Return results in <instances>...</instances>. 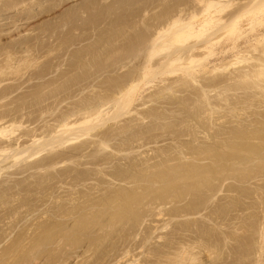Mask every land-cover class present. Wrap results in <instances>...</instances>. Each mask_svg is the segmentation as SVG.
I'll return each instance as SVG.
<instances>
[{
    "label": "rangeland",
    "instance_id": "1",
    "mask_svg": "<svg viewBox=\"0 0 264 264\" xmlns=\"http://www.w3.org/2000/svg\"><path fill=\"white\" fill-rule=\"evenodd\" d=\"M206 1L0 0V264H264V0Z\"/></svg>",
    "mask_w": 264,
    "mask_h": 264
},
{
    "label": "bare ground",
    "instance_id": "2",
    "mask_svg": "<svg viewBox=\"0 0 264 264\" xmlns=\"http://www.w3.org/2000/svg\"><path fill=\"white\" fill-rule=\"evenodd\" d=\"M257 1V0H256ZM261 1V0H260ZM259 1V2H260ZM201 2V1H200ZM205 2V1H204ZM224 1H221V3H223ZM253 2V1H252ZM220 3V0H207L206 1V3H204L205 4V8L203 9L204 11H202L203 12V15H202V13H201V18H202V20L201 21H199V24H198V27H201L202 29L203 28H205L204 29V31L208 28V26L209 25H212V24H218V23H220L223 19L221 18L220 19V17H218L217 15H219V14H221L222 13V11H224V9H225V7H222V6H225V4L223 5H220L221 4ZM204 4H203V6H204ZM249 4V3H248ZM251 4V3H250ZM255 4H258V3H255ZM5 5V4H4ZM3 5V6H4ZM14 5V4H13ZM232 5V4H231ZM253 5V4H252ZM10 6V5H9ZM15 6V5H14ZM254 6V5H253ZM251 6L252 8L250 9V8H246V10H242V8H240L239 9V13L238 12H236V11H234L235 13H236V15H237V17H236V15L234 14V17H236V18H233L232 19V17H230L232 20H230V22H228V24L227 25H225V26H222V25H224V24H222V22L220 23L221 24V26H222V28H223V30H224V33H225V35H224V33H223V35L224 36H229L230 37V39L232 40V38H231V36H234V38H235V40H234V42H233V44H231V45H229L228 47H229V50H234L235 49V46H237L236 48H238L239 47V45L237 44V45H234L235 44V42L236 43H238L237 42V40L240 38L241 39V37H243V36H245V32L247 31L248 33H250L251 31H255V29L254 28H257V26L260 28V26H262V25H264V2H261V3H259L258 5H256V6ZM231 7V6H230ZM229 7V8H230ZM249 7H250V5H249ZM9 8V7H8ZM10 8H12V7H10ZM9 8V9H10ZM223 8V9H222ZM248 9V10H247ZM6 10V9H5ZM19 10V9H18ZM202 10V9H201ZM200 10V11H201ZM21 12V11H20ZM240 12H242L241 14H240ZM248 13H250L251 15L249 16V14ZM191 14V13H190ZM193 14V13H192ZM233 14V13H232ZM231 14V15H232ZM238 14H239V16H238ZM248 14V16H249V18L251 17V20L246 16V18H247V23L246 24H244V25H240L239 24V22H241L242 21V19H243V17H244V15H247ZM200 15V14H199ZM230 15V14H229ZM230 15V16H231ZM241 16H243L242 17V19L240 18ZM195 17H196V15H192L191 16V19H195ZM245 18V17H244ZM23 19V18H22ZM179 19V18H178ZM190 20V19H189ZM239 20H241V21H239ZM248 20H250V22L248 21ZM229 21V20H228ZM246 21H244V22H246ZM178 21H174L173 20V25H175L176 23H177ZM189 22V21H188ZM193 22V21H192ZM190 22L189 24L187 23V25L183 28V29H177V30H175L174 32L172 31L169 35L171 36V38H170V40L172 41V42H182L181 40L182 39H187L188 37H190L191 35H196L198 32V30H195L194 31V28H195V26L193 25L195 22ZM225 23V22H224ZM226 24V23H225ZM67 25V24H66ZM214 26H217V25H214ZM220 26V25H219ZM220 26V27H221ZM246 26V27H245ZM247 26H248V29H247ZM66 27V26H65ZM210 28H211V26H209ZM220 27H217L218 29L220 28ZM262 27H264V26H262ZM64 28V27H63ZM62 28V29H63ZM212 28H214L213 27V25H212ZM222 28H220V29H222ZM246 28V29H245ZM73 29V28H72ZM209 29V28H208ZM207 29V30H208ZM216 30V31H219V30ZM257 30V29H256ZM64 31V30H63ZM168 31H170V29H168ZM167 31V32H168ZM200 32H201V30H199ZM221 31V30H220ZM259 31H261V30H259ZM61 32V31H60ZM246 32V33H247ZM253 32H251L250 34H252ZM261 32H264V31H261ZM259 33L261 36H262V34H264V33ZM66 33V32H65ZM247 33V34H248ZM159 34V33H158ZM201 34V33H200ZM246 34V35H247ZM256 34L257 33H255V37L254 36H252V37H254L253 39H251L250 38V35H249V38H244L245 40H246V42H252L253 40L255 41V43L256 44H258L259 42H262V43H264V40H262V38L259 36V34H258V37L256 36ZM49 36V35H48ZM216 36V35H215ZM163 37V36H162ZM214 37V36H213ZM248 37V36H247ZM169 38V37H168ZM218 38H220V37H218ZM260 38V39H259ZM249 39V40H248ZM250 39H251V41H250ZM58 40V39H57ZM169 40V41H170ZM208 41H205L206 43L204 44V49H206V50H209L210 49V47L212 46V45H214V43H217V42H219V40H217V39H213V38H211L210 37V39H207ZM244 40V41H245ZM262 40V41H261ZM15 42V41H14ZM242 42V41H241ZM245 42V44H247L248 45V43H246ZM254 43V42H253ZM252 43V45H250V46H253V45H256L255 43L253 44ZM25 44V43H24ZM54 44V43H53ZM242 44V43H241ZM244 44V43H243ZM260 44V43H259ZM21 45V44H20ZM140 45V44H139ZM144 45V44H143ZM216 45V44H215ZM26 46V45H25ZM147 46V45H146ZM203 46V45H202ZM242 46V45H241ZM246 46V45H245ZM245 46H244V49H245ZM249 46V47H250ZM21 47H22V45H21ZM33 47V46H32ZM42 47V46H41ZM226 47V46H225ZM256 46H254L253 48H255ZM28 48V47H27ZM223 48V47H222ZM241 48V47H240ZM252 48V49H253ZM14 49V48H13ZM20 49V48H19ZM59 49V48H58ZM153 49H155V48H153ZM197 49V48H196ZM152 50V49H151ZM157 50V49H156ZM156 50H153V52H155ZM236 50V49H235ZM254 50V49H253ZM3 51V50H2ZM25 51V50H24ZM24 51H23V53H24ZM28 51V50H27ZM31 51V50H30ZM56 51V50H55ZM221 51V50H220ZM223 52L225 51V49H223L222 50ZM228 51V50H227ZM239 51V50H238ZM237 51V53H239ZM246 51V50H245ZM244 51V52H245ZM255 51V50H254ZM7 52V51H6ZM11 52V51H10ZM60 52H61V50H60ZM214 52V51H213ZM240 52H242L241 50H240ZM249 52V51H248ZM1 53V52H0ZM209 54L208 55H210L211 54V52H208ZM215 53H216V51H215ZM228 53H230L229 51H228ZM227 53V54H228ZM232 53V52H231ZM246 53H247V51H246ZM250 53V52H249ZM262 53H264V52H262ZM11 54V53H10ZM25 54V53H24ZM219 54V53H218ZM217 54V55H218ZM131 55V54H130ZM220 55H221V52H220ZM42 56V55H41ZM224 56V55H223ZM15 57V56H14ZM18 58V57H17ZM16 59V58H15ZM21 59V58H20ZM29 59V58H28ZM42 59V58H41ZM40 59V60H41ZM175 59V58H174ZM174 59H172V60H174ZM13 61V63H14V59L12 60ZM171 61V60H170ZM16 62V61H15ZM21 62H22V60H21ZM172 62V61H171ZM12 63V62H11ZM11 63H7V64H5L6 65V68H8V69H11L12 68V64ZM11 64V66H9V65ZM17 64H19V63H17ZM4 65V66H5ZM8 65V66H7ZM16 65V64H15ZM20 65V64H19ZM35 65V64H34ZM36 66V65H35ZM47 66V65H46ZM11 67V68H10ZM50 67V66H49ZM5 68V67H4ZM16 68V67H15ZM28 68V67H27ZM42 68H45V67H42ZM54 68V67H53ZM62 68V67H61ZM2 69V68H1ZM25 69H26V67H25ZM41 69V68H40ZM15 70V69H14ZM17 70V69H16ZM27 70V69H26ZM10 71V70H9ZM18 71V70H17ZM15 72V71H14ZM197 72H198V70H197ZM2 73V72H1ZM12 73V72H11ZM23 73V72H22ZM42 73V72H41ZM50 73V72H49ZM238 74H239V72H238ZM260 74V73H259ZM259 74H257V77L259 76ZM243 75H244V73H243ZM246 75V74H245ZM133 76V75H132ZM247 76V75H246ZM262 77L261 78H264V75H261ZM237 77V76H236ZM242 77V76H241ZM239 78V77H238ZM243 78H244V76H243ZM260 78V77H259ZM260 78V79H261ZM241 79V78H240ZM130 80V79H129ZM262 81H264V80H262ZM69 84V83H68ZM131 85V84H130ZM133 85V84H132ZM131 85V86H132ZM42 86V85H41ZM131 89V88H130ZM39 90V89H38ZM59 90V89H58ZM40 91V90H39ZM38 91V92H39ZM56 91H57V89H56ZM34 92H35V90H34ZM50 92V91H49ZM29 93V92H28ZM41 93H43V92H41ZM44 94V93H43ZM46 94V93H45ZM52 94V93H51ZM25 95V94H24ZM21 96V95H20ZM37 96V95H36ZM40 96V95H39ZM41 96H43V95H41ZM33 97V96H32ZM46 97V96H45ZM28 98V97H27ZM113 98V97H112ZM111 98V99H112ZM102 99V98H101ZM105 99V98H104ZM127 99L128 98H126V101H127ZM37 100V99H36ZM99 100V99H98ZM24 101V100H23ZM41 101V100H40ZM102 101V100H101ZM43 102V101H42ZM105 102V101H104ZM121 102V101H120ZM108 103V102H107ZM124 104H125V102H123ZM33 104V103H32ZM37 104V103H36ZM123 104V105H124ZM126 104H127V102H126ZM125 104V105H126ZM15 105V104H14ZM44 105V104H43ZM119 105H120V103H119ZM119 105H118V107H119ZM100 106H102V105H100ZM12 107V106H11ZM28 107V106H27ZM94 107V106H93ZM87 108V107H86ZM5 109V108H4ZM9 109V108H8ZM22 109V108H21ZM98 110V109H97ZM6 111V110H5ZM9 111H10V109H9ZM16 111H17V109H16ZM81 113V112H80ZM83 113V112H82ZM86 113H87V111H86ZM89 113V112H88ZM91 113V112H90ZM2 115V114H1ZM23 116H24V114H23ZM78 116V115H77ZM84 116H85V114H84ZM5 117V116H4ZM13 117V116H12ZM69 119V118H68ZM95 119V118H94ZM71 120V119H70ZM84 120V119H83ZM2 121V120H1ZM55 121V120H54ZM3 122V121H2ZM89 122V121H88ZM78 123V122H77ZM83 123V122H82ZM81 123V124H82ZM86 123V122H85ZM13 124V123H12ZM55 124H58V123H54V125ZM66 124V123H65ZM64 124V125H65ZM6 125V124H5ZM48 125V124H47ZM70 125V124H69ZM69 125H67V126H65V127H68ZM83 125V124H82ZM56 126V125H55ZM48 127V126H47ZM51 127V126H50ZM1 128V127H0ZM4 128V127H3ZM7 128V127H6ZM98 129V128H97ZM33 130V129H32ZM96 131V130H95ZM31 132V131H30ZM34 132V131H33ZM62 132V131H61ZM80 132H82V131H80ZM36 133V132H35ZM52 133V132H51ZM48 134V133H47ZM50 134V133H49ZM35 135V134H34ZM51 135V134H50ZM49 136V135H48ZM30 137V136H29ZM38 138V137H37ZM40 139V138H39ZM22 141V140H21ZM0 142H2V141H0ZM32 142V141H31ZM36 142V141H35ZM5 145V144H4ZM58 145V144H57ZM1 146V145H0ZM51 146V145H50ZM3 147V146H2ZM12 148V147H11ZM13 148H15V147H13ZM3 150V149H2ZM1 150V151H2ZM4 151V150H3ZM6 151V150H5ZM11 151V150H10ZM22 151V150H21ZM42 151V150H41ZM39 152V151H38ZM38 152H36V153H38ZM35 153V154H36ZM35 154H33L34 156H36ZM32 156V155H31ZM31 156H29V157H31ZM21 157V156H20ZM33 157V156H32ZM17 159V158H16ZM18 159H19V157H18ZM17 159V160H18ZM16 160V161H17ZM14 161H15V159H14ZM26 161V160H25ZM21 164V163H20ZM7 167V166H6ZM7 171V170H6ZM118 195V194H117ZM124 201V200H123ZM262 216H264V214H262ZM261 230H264V228H262ZM262 232H264V231H262ZM261 234H264V233H261ZM262 236H264V235H262ZM262 239H264V237H262Z\"/></svg>",
    "mask_w": 264,
    "mask_h": 264
}]
</instances>
